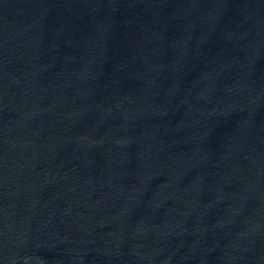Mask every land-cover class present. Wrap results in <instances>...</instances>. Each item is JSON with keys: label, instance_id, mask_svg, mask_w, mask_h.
I'll list each match as a JSON object with an SVG mask.
<instances>
[{"label": "water", "instance_id": "95a60500", "mask_svg": "<svg viewBox=\"0 0 264 264\" xmlns=\"http://www.w3.org/2000/svg\"><path fill=\"white\" fill-rule=\"evenodd\" d=\"M0 264H227L138 0H0Z\"/></svg>", "mask_w": 264, "mask_h": 264}]
</instances>
